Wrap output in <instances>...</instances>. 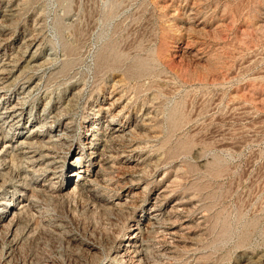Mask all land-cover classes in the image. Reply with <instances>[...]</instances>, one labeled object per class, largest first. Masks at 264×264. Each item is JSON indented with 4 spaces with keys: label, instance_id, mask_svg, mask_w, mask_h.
Returning a JSON list of instances; mask_svg holds the SVG:
<instances>
[{
    "label": "rangeland",
    "instance_id": "374dc122",
    "mask_svg": "<svg viewBox=\"0 0 264 264\" xmlns=\"http://www.w3.org/2000/svg\"><path fill=\"white\" fill-rule=\"evenodd\" d=\"M14 104L0 264H264V0H0Z\"/></svg>",
    "mask_w": 264,
    "mask_h": 264
},
{
    "label": "bare ground",
    "instance_id": "6f19581e",
    "mask_svg": "<svg viewBox=\"0 0 264 264\" xmlns=\"http://www.w3.org/2000/svg\"><path fill=\"white\" fill-rule=\"evenodd\" d=\"M13 74V73H12ZM3 98V97H2ZM1 110V113H0V141L3 140V139H6L7 137V130L5 129H1V120L3 118H8V120L12 121V122H16L23 114H22V108L20 107V105H13V106H5L3 109L0 108ZM6 124V123H5ZM14 124H11V126H13ZM49 128H51V126H49L48 124H42L38 129L36 130H33V132L31 134L28 135L27 137V141H23L21 142V145L24 146L25 150L22 151L21 153L22 154H31L33 151V141L34 139H43L41 138L42 136H45V134L49 131ZM41 136V137H40ZM63 136V135H62ZM53 136H50V138L48 140H45V146H44V149L48 152L45 156V158H48V159H55L56 157L54 156V151H53V145L54 144H57V142H59V140H53ZM63 138H61L60 140H62ZM38 141V140H37ZM11 143L12 142H8L5 144L4 148L5 150H9L12 146H11ZM91 144V142H90ZM43 150V149H42ZM6 153V152H5ZM1 154V153H0ZM3 154V153H2ZM3 156V155H2ZM37 161H33L32 164L36 163ZM50 172H53V171H50ZM83 171H80V173H82ZM79 175V174H78ZM76 173L73 174V176H78ZM98 176V175H97ZM84 185V184H83ZM81 186H78V187H73L72 190H70L71 192H75V191H79L81 190ZM33 197V196H32ZM32 198L30 197L28 199V203L27 205H23L18 209V212H15L13 215H12V218L10 219V222L11 221H14V218L15 217H18L21 213H23L26 209L29 208V205L32 204ZM41 210V209H40ZM44 212V210H43ZM3 216V215H2ZM2 220V219H0ZM13 225V224H12ZM1 226V225H0ZM11 226V225H10ZM137 237V236H136ZM135 238V237H134ZM130 246V247H129ZM127 247H129L130 249V253H136L138 254L137 250H138V246L136 244V242L132 243L131 245H128L127 244ZM129 253V252H128Z\"/></svg>",
    "mask_w": 264,
    "mask_h": 264
}]
</instances>
